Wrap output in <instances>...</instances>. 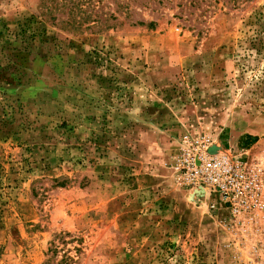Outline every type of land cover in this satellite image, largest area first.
<instances>
[{"label":"rangeland","instance_id":"374dc122","mask_svg":"<svg viewBox=\"0 0 264 264\" xmlns=\"http://www.w3.org/2000/svg\"><path fill=\"white\" fill-rule=\"evenodd\" d=\"M186 131L264 166V0H0V264H264Z\"/></svg>","mask_w":264,"mask_h":264},{"label":"built area","instance_id":"2783aa9c","mask_svg":"<svg viewBox=\"0 0 264 264\" xmlns=\"http://www.w3.org/2000/svg\"><path fill=\"white\" fill-rule=\"evenodd\" d=\"M218 135H182L173 163L178 184L208 210H223L235 222L264 218V166L247 159L246 147L221 145Z\"/></svg>","mask_w":264,"mask_h":264},{"label":"trees","instance_id":"16d2710c","mask_svg":"<svg viewBox=\"0 0 264 264\" xmlns=\"http://www.w3.org/2000/svg\"><path fill=\"white\" fill-rule=\"evenodd\" d=\"M256 137L255 136H249V141H245V146H248L251 143H254L256 141Z\"/></svg>","mask_w":264,"mask_h":264}]
</instances>
